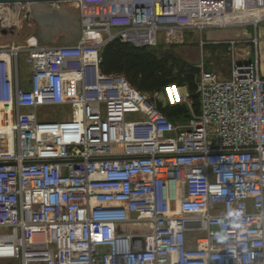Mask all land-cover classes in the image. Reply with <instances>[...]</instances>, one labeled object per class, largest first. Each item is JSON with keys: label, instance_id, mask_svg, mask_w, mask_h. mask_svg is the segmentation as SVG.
Listing matches in <instances>:
<instances>
[{"label": "built area", "instance_id": "2783aa9c", "mask_svg": "<svg viewBox=\"0 0 264 264\" xmlns=\"http://www.w3.org/2000/svg\"><path fill=\"white\" fill-rule=\"evenodd\" d=\"M65 4L80 11L74 40L7 42L37 9L59 16ZM258 8L264 0L0 4V260L264 264V12L250 16ZM231 26L254 34L223 43L228 78L197 65V113L173 87L170 105L184 103L189 114L174 123L158 109L162 91L99 70L113 40L171 48L199 31L203 47L221 44L204 40V29ZM55 108L67 116L38 115ZM136 223L146 227L128 229Z\"/></svg>", "mask_w": 264, "mask_h": 264}, {"label": "rangeland", "instance_id": "374dc122", "mask_svg": "<svg viewBox=\"0 0 264 264\" xmlns=\"http://www.w3.org/2000/svg\"><path fill=\"white\" fill-rule=\"evenodd\" d=\"M35 20L28 27H24L21 31L19 37L13 39L5 38L7 42H14L17 45H22L24 43V38L30 34H36L41 43L44 44H57L59 39L64 41L74 40L79 32V17L80 11L71 5H64V9L61 14L50 15L42 9L36 10ZM42 24V25H40ZM258 38H259V55H260V65L262 75H264V22H261L257 26ZM202 37L204 40L216 41L221 44H207L203 47L199 46L200 34L199 31H194L187 38V43L184 46L164 48L159 47L158 52H172L173 54L179 56L187 64L192 65L197 68L200 63L204 64L205 69L214 71L221 78H228L231 68L230 55L226 50V46L223 44L230 39L239 41H248L254 34L253 26H231L225 28H206L202 32ZM242 47V45H239ZM250 53H252L251 47L246 48ZM253 56L249 57L252 60ZM18 67L20 75L25 79H29L30 69L25 64L23 56L20 55L18 59ZM168 90H162L158 99L161 101L162 105L170 104L171 98L174 95L173 87L175 85H170ZM176 87V86H175ZM180 94L188 92L186 87H181L179 89ZM189 94V92H188ZM184 104V103H179ZM185 105V104H184ZM38 115L42 118L51 119H62L66 117V111L55 108V109H40ZM176 122L178 120H175ZM146 227L143 223H136L129 225L128 229L132 231H142ZM0 264H19L17 261H5L0 260Z\"/></svg>", "mask_w": 264, "mask_h": 264}, {"label": "trees", "instance_id": "16d2710c", "mask_svg": "<svg viewBox=\"0 0 264 264\" xmlns=\"http://www.w3.org/2000/svg\"><path fill=\"white\" fill-rule=\"evenodd\" d=\"M158 48H136L113 40L101 50L99 70L104 74L122 75L134 88L145 93L160 92L169 85L185 86L193 111L197 113L194 78L198 69L170 51L158 52ZM158 109L173 123L189 116L184 104H159Z\"/></svg>", "mask_w": 264, "mask_h": 264}, {"label": "water", "instance_id": "95a60500", "mask_svg": "<svg viewBox=\"0 0 264 264\" xmlns=\"http://www.w3.org/2000/svg\"><path fill=\"white\" fill-rule=\"evenodd\" d=\"M76 1L78 0H0V4L14 5L16 3H66V2H76ZM0 29L2 34H5L7 32L6 29L3 28L1 21H0ZM10 31L12 32L11 29Z\"/></svg>", "mask_w": 264, "mask_h": 264}, {"label": "bare ground", "instance_id": "6f19581e", "mask_svg": "<svg viewBox=\"0 0 264 264\" xmlns=\"http://www.w3.org/2000/svg\"><path fill=\"white\" fill-rule=\"evenodd\" d=\"M261 2H262V1H261ZM262 12H264V9H263V8H258V9H256V10H254V11L250 14V16H256V15L262 13Z\"/></svg>", "mask_w": 264, "mask_h": 264}, {"label": "crops", "instance_id": "0c3cea01", "mask_svg": "<svg viewBox=\"0 0 264 264\" xmlns=\"http://www.w3.org/2000/svg\"><path fill=\"white\" fill-rule=\"evenodd\" d=\"M27 84V81H25V85Z\"/></svg>", "mask_w": 264, "mask_h": 264}]
</instances>
